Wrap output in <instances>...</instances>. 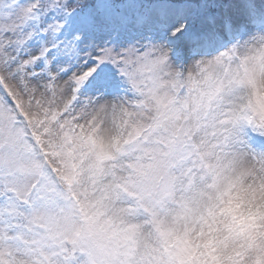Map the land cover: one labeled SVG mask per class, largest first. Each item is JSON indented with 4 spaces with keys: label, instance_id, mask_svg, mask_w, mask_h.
<instances>
[{
    "label": "snow or ice",
    "instance_id": "snow-or-ice-1",
    "mask_svg": "<svg viewBox=\"0 0 264 264\" xmlns=\"http://www.w3.org/2000/svg\"><path fill=\"white\" fill-rule=\"evenodd\" d=\"M190 67L198 75L186 81ZM262 79L264 0H0V199H13L9 187L34 184L21 194L46 225L32 244L23 231L0 233V264L19 257L76 264L56 223L75 209L49 159L75 183L86 153L95 157L94 179L116 177L123 160L137 159L127 184L134 210L153 225L142 239L135 227L89 229L82 237L87 264H264V175L231 174L243 155L264 172ZM243 88L252 93L247 105L229 118L227 101ZM163 91L174 98L163 100L152 128H135L126 150L114 142L121 156L113 157L95 125L116 120L127 128L128 101ZM189 109L224 121L216 164L185 153L191 164L157 185L140 163L144 146L159 143L157 131ZM178 142L179 134L164 141L171 149Z\"/></svg>",
    "mask_w": 264,
    "mask_h": 264
},
{
    "label": "clouds",
    "instance_id": "clouds-1",
    "mask_svg": "<svg viewBox=\"0 0 264 264\" xmlns=\"http://www.w3.org/2000/svg\"><path fill=\"white\" fill-rule=\"evenodd\" d=\"M197 64L200 62L197 61ZM197 72L190 67L185 74V80L195 78ZM259 87L264 88V79L259 82ZM251 90L240 89L227 101V111L229 118L236 115L247 105ZM167 98L169 102L174 98L171 91H163L158 98L149 97L145 101L138 102L129 100L123 111L128 115V126L116 120H105L95 125L97 136L103 140L105 147L112 153L113 157L120 159L121 151L126 150L129 145V134L137 127L145 129L152 128L153 121L163 112V100ZM139 103L143 104L138 108ZM224 121L220 116L209 110L206 113L189 109L181 119L169 123L162 131H157L159 143L144 146L143 158L140 163L150 174L153 183L157 185L166 184L172 177L179 175L181 165L188 166L191 161L185 164V153L195 154L199 163L203 158L204 162L213 166L216 164L215 145L219 141L220 128ZM87 125L84 127V134L88 133ZM179 134V142L175 149L169 148L164 143L170 135ZM114 142H119V149L112 147ZM143 144V141L139 142ZM80 163V174L75 183L66 182L68 175L63 166L56 167L53 173L59 188L65 192L71 201V206L75 212H65L56 217V223L60 236L67 242L76 255V264H87V257L83 254V239L89 229H98L111 226L112 228L125 229L135 227L138 229L141 239L148 236L153 231L150 217L144 211L137 213L134 210L132 197V187L127 184V178L131 174L133 167L137 164V159L123 160L116 177L106 175L94 177V155L85 154ZM112 161L105 163V169H110ZM261 165L257 159L251 155L241 156L234 165L231 172L233 176L244 170H252L257 177L264 175L260 171ZM249 176L245 185L252 183ZM182 196L180 186H177L176 197ZM147 208V205H145ZM170 222L171 217H168ZM198 234V232L196 233ZM17 264H33V261L26 257H19Z\"/></svg>",
    "mask_w": 264,
    "mask_h": 264
},
{
    "label": "rangeland",
    "instance_id": "rangeland-1",
    "mask_svg": "<svg viewBox=\"0 0 264 264\" xmlns=\"http://www.w3.org/2000/svg\"><path fill=\"white\" fill-rule=\"evenodd\" d=\"M61 103L62 102H58ZM66 119H72L71 116ZM83 123V121L81 122ZM56 142L59 143V137L56 138ZM60 165L59 160L49 159V167L56 171V167ZM35 185H22L20 191H16L15 187H9L8 191L11 194V200L0 199V233L5 231L11 235H16L20 231H23L27 237V243L32 244L34 239H39V234L46 230V225L41 223L39 218L34 216L26 204V193L35 190ZM3 195L0 190V196ZM15 243V242H13ZM70 247V245H68Z\"/></svg>",
    "mask_w": 264,
    "mask_h": 264
}]
</instances>
